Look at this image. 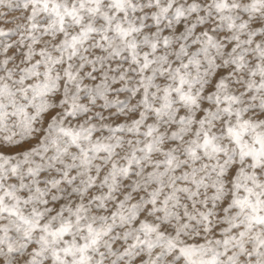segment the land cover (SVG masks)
I'll use <instances>...</instances> for the list:
<instances>
[{
	"label": "snow or ice",
	"instance_id": "6c2138e0",
	"mask_svg": "<svg viewBox=\"0 0 264 264\" xmlns=\"http://www.w3.org/2000/svg\"><path fill=\"white\" fill-rule=\"evenodd\" d=\"M0 264H264V0H0Z\"/></svg>",
	"mask_w": 264,
	"mask_h": 264
}]
</instances>
